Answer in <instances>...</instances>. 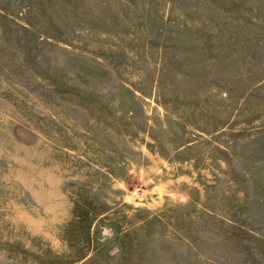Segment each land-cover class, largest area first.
Returning <instances> with one entry per match:
<instances>
[{"label":"rangeland","instance_id":"obj_1","mask_svg":"<svg viewBox=\"0 0 264 264\" xmlns=\"http://www.w3.org/2000/svg\"><path fill=\"white\" fill-rule=\"evenodd\" d=\"M0 264H264V0H0Z\"/></svg>","mask_w":264,"mask_h":264}]
</instances>
